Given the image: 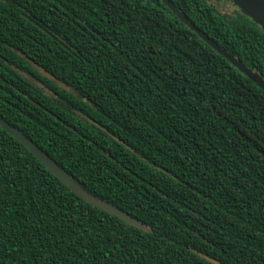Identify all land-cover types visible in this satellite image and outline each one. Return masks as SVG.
Listing matches in <instances>:
<instances>
[{"label":"trees","instance_id":"obj_1","mask_svg":"<svg viewBox=\"0 0 264 264\" xmlns=\"http://www.w3.org/2000/svg\"><path fill=\"white\" fill-rule=\"evenodd\" d=\"M171 2L264 78L249 16ZM0 117L141 223L0 126V264H264V90L162 0H0Z\"/></svg>","mask_w":264,"mask_h":264},{"label":"water","instance_id":"obj_2","mask_svg":"<svg viewBox=\"0 0 264 264\" xmlns=\"http://www.w3.org/2000/svg\"><path fill=\"white\" fill-rule=\"evenodd\" d=\"M232 2L240 11L249 16L255 23H257L264 30V0H227ZM163 3L173 12L175 15L186 24L191 30L195 31L198 36H200L206 43H208L214 50L223 55L232 65L249 77L254 83H256L261 89L264 90V78L252 68L245 65L240 59L235 57L233 54L229 53L225 48L221 47L215 40L199 30L188 17L181 12L171 0H162ZM16 53L22 54L19 49H15ZM29 59L28 56L24 55ZM30 62L48 78L55 80L58 84L65 87V85L60 82L55 76L46 72L41 66L37 65L31 59ZM19 73L27 76L24 71L18 70ZM37 86L42 87L41 82H36ZM68 88V87H66ZM44 91H48L47 87H44ZM92 121V120H91ZM0 126L4 128L8 133L15 137L20 143H22L51 173H53L59 180H61L71 191L76 195L81 197L83 200L87 201L91 205L107 212L112 216H116L127 224L133 225L135 227H141V223L128 213L119 209L118 207L103 201L94 195L88 193L81 185L72 178L69 173L63 169L48 153L43 151L41 148L36 146L30 138H28L24 133H22L18 128L9 124L3 118L0 117ZM113 137L117 140L119 138ZM158 169L163 170L165 173H170L160 166ZM205 258L214 264H221L216 258L210 256H205Z\"/></svg>","mask_w":264,"mask_h":264},{"label":"rangeland","instance_id":"obj_3","mask_svg":"<svg viewBox=\"0 0 264 264\" xmlns=\"http://www.w3.org/2000/svg\"><path fill=\"white\" fill-rule=\"evenodd\" d=\"M212 2L219 7V9L223 12V13H232L233 11L236 10V6L227 0H212Z\"/></svg>","mask_w":264,"mask_h":264}]
</instances>
